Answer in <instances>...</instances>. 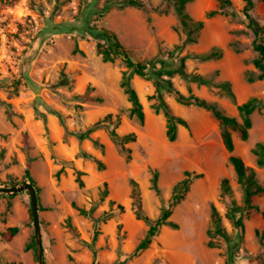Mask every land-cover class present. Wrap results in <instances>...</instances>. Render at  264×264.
Returning <instances> with one entry per match:
<instances>
[{"label":"rangeland","instance_id":"374dc122","mask_svg":"<svg viewBox=\"0 0 264 264\" xmlns=\"http://www.w3.org/2000/svg\"><path fill=\"white\" fill-rule=\"evenodd\" d=\"M123 1L0 0V186L30 181L31 165L46 264H264V193L245 205L219 120L164 91L174 113L189 123L178 126L171 142L166 117L153 107L159 101L155 82L139 75L132 84L145 121L132 118L121 86L126 63L121 57L105 62L98 39L87 31L115 33L138 62L177 64L186 57L185 76L176 74L175 88L241 120L238 104L264 100L245 2L231 0L221 9L220 0H192L185 5L190 17L185 27L179 0H140L143 8L122 6ZM254 1L252 14L264 23V0ZM215 10L222 13L211 17ZM198 21L204 27L194 30ZM213 51L219 55L203 59ZM252 122L248 140L234 133V154L256 170L264 187V167L252 153L264 143V110H256ZM113 131L136 138L122 142ZM226 178L232 196L223 194ZM185 179L188 190H178L182 199L169 217L177 227L162 225L150 246L137 252L150 227L139 210L156 222ZM233 201L242 209L236 218L242 217L244 227L229 216ZM213 207L227 236L215 233ZM30 209L27 192L0 195V264H40ZM12 226L20 230L5 241L2 233Z\"/></svg>","mask_w":264,"mask_h":264},{"label":"trees","instance_id":"16d2710c","mask_svg":"<svg viewBox=\"0 0 264 264\" xmlns=\"http://www.w3.org/2000/svg\"><path fill=\"white\" fill-rule=\"evenodd\" d=\"M192 0H179L177 3V11L181 16L182 23L185 27H189L190 25V17L185 12V5ZM245 2V6L243 9V13L247 20V27L252 31L254 35L253 46L255 51L258 53V57L254 60L255 66L261 71L259 75V79L264 78V23H261L257 20L252 12L255 8L254 0H243ZM221 9L226 8L231 5V0H220ZM111 3V2H110ZM113 3V2H112ZM123 5L136 6L139 8H143L144 4L140 0H126L120 2ZM108 8V7H107ZM222 13L221 11L215 10L212 11L209 15L214 17L218 14ZM194 30H200L204 27L203 21L194 22L192 25ZM87 31L93 35L96 39H98L97 43V51L102 55L103 60L105 62H115L118 57L123 58L124 62L127 66V71L123 74V79L121 82V86L124 89L125 93L128 95V99L132 104L130 109V116L132 118L139 119L142 123L145 121V111L144 105L140 99L138 91L132 84V79L134 75H139L144 78L152 79L155 82L156 86V94L154 96H158L159 101L156 102L153 107L155 108L157 113L163 112L164 116L167 120V136L171 142L176 141L178 137V126L183 125L189 128V123L183 119L182 117L177 116L169 103L164 99L163 92L168 91L175 95L177 101L186 106H197L207 110L212 111L213 115L219 120L222 126V138L225 144L226 149L231 154L230 162L232 163L234 170L237 174L239 184L244 188V203L247 207L252 206L253 198L256 195L264 193V187L260 185L256 180V170L253 167L247 166L244 159L240 156L234 154L235 151V140L234 133H237L241 140L246 141L249 138L250 129L253 126L252 122V114L256 110H264V100L259 98H252L247 102L242 104H238V110L241 117L239 120L236 117H231L224 114L215 103H211L204 98H201L193 93L186 95L182 93L180 90L175 88L173 83V79L176 74H180L185 76V68H186V57H182L179 60V63L171 62L166 59H156L147 62H138L134 60L131 54L124 48L122 42L118 38V36L106 29H96L92 27H87ZM172 58H174V51L169 53ZM219 55L218 52L213 51L211 54L206 55L203 59H210L213 57H217ZM201 81L205 82L204 79ZM223 88L226 90L229 98L232 102L236 103V97L232 90V87L229 83L223 85ZM112 115L107 116L106 118H110ZM104 121H100L96 126H101ZM113 136L117 140H121L122 142H128L135 140L136 135L130 134L124 137H120L115 131H113ZM253 155L256 157L257 165L259 167H264V143H257L252 149ZM103 166L102 163L99 164ZM30 167L26 170V177L34 183L33 179L30 175ZM197 176H200L199 174ZM190 179H185L181 184L176 187V192L173 198V203L169 208H165L162 216L156 221L153 222L147 215L143 213L142 210H139V217L143 218L146 222L150 224L148 233L145 239L139 244L137 248V252L147 249L152 243L153 238L158 234L159 229L162 225H172L177 227L174 223L169 221V217L172 214V206L179 202L182 199V195L178 192L181 188L184 190H188V184ZM81 186H84V182L80 180ZM155 188L158 189V174L155 176L154 182ZM222 190L224 195L232 196L233 190L229 179H224L222 181ZM81 213L84 215L89 214L88 211L84 209H80ZM242 209L239 205H237L236 201L232 202L230 207L229 216L234 221L237 227H244L242 217L236 218V214L240 212ZM31 217L32 211L30 209ZM33 222V217H32ZM213 224L215 228V233L222 236H227L225 228L222 224V217L220 215L219 210L216 207H213ZM20 228L18 226H12L7 229L6 232L2 233V237L5 241H11L14 236L19 232ZM36 245V242H34ZM15 264V263H13ZM228 264H231L229 262ZM263 264V263H261Z\"/></svg>","mask_w":264,"mask_h":264},{"label":"water","instance_id":"95a60500","mask_svg":"<svg viewBox=\"0 0 264 264\" xmlns=\"http://www.w3.org/2000/svg\"><path fill=\"white\" fill-rule=\"evenodd\" d=\"M27 192L31 198V211L35 230L36 244L39 253L40 264H46L45 248L43 244V234L41 228V217L39 208V195L33 182L28 181L21 185L0 186V195H18Z\"/></svg>","mask_w":264,"mask_h":264}]
</instances>
